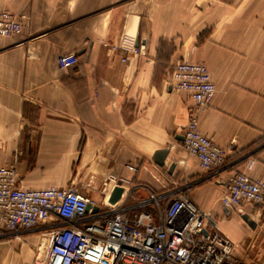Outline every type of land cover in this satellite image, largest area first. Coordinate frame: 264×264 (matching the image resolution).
Masks as SVG:
<instances>
[{"label": "crops", "instance_id": "1", "mask_svg": "<svg viewBox=\"0 0 264 264\" xmlns=\"http://www.w3.org/2000/svg\"><path fill=\"white\" fill-rule=\"evenodd\" d=\"M0 10L28 17L0 37V165L15 168L18 187L98 204L107 177L126 178L131 205L188 184L234 256L264 262V224L242 220L255 208L221 205L230 174L264 182V0H0ZM63 55L76 65L60 68ZM181 61L205 65L214 85L198 128L226 151L216 174L182 148L192 102L169 83ZM165 148L158 167L151 157ZM48 236L0 229V264H32Z\"/></svg>", "mask_w": 264, "mask_h": 264}, {"label": "built area", "instance_id": "2", "mask_svg": "<svg viewBox=\"0 0 264 264\" xmlns=\"http://www.w3.org/2000/svg\"><path fill=\"white\" fill-rule=\"evenodd\" d=\"M27 19L0 10V37L19 34ZM57 62L66 69L76 65L77 57L63 55ZM169 83L192 102L182 148L203 172L219 173L226 166V151L198 128L215 92L207 68L181 61L172 68ZM127 170L137 171L131 165ZM118 184L123 189L121 203L111 205L109 195ZM130 184L126 178L107 177L96 204L72 189H22L15 168L0 165V229L14 235L44 227L49 235L46 248L32 264H248L234 256L232 243L190 201V185L173 184L163 194L149 193L147 199L125 205L122 200ZM88 204L97 212L87 211ZM243 204L255 208L251 220L264 224V182L232 173L221 205L237 209Z\"/></svg>", "mask_w": 264, "mask_h": 264}, {"label": "water", "instance_id": "3", "mask_svg": "<svg viewBox=\"0 0 264 264\" xmlns=\"http://www.w3.org/2000/svg\"><path fill=\"white\" fill-rule=\"evenodd\" d=\"M180 139L182 140L183 137H180ZM169 154V149L165 148V149H161L156 151L152 157L151 160L152 162L158 166V167H163L164 166V162L167 158ZM175 168V164L172 163L169 168H168V174L170 175L173 170ZM123 194V189L121 187H119V184L114 187L109 195V199H108V203L111 205L116 204L117 202H119L121 200ZM86 210L87 211H91V213H96L97 212V207H91L89 204L86 206ZM242 220L251 228L254 229L255 228V223L253 220L250 219L249 216L247 215H243L242 216Z\"/></svg>", "mask_w": 264, "mask_h": 264}, {"label": "rangeland", "instance_id": "4", "mask_svg": "<svg viewBox=\"0 0 264 264\" xmlns=\"http://www.w3.org/2000/svg\"><path fill=\"white\" fill-rule=\"evenodd\" d=\"M98 199V197H97ZM237 255V253H235ZM239 258L249 262L248 264H263V259L257 256L256 252L247 254L246 252H238Z\"/></svg>", "mask_w": 264, "mask_h": 264}]
</instances>
